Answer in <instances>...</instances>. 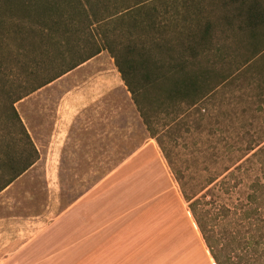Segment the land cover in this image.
I'll list each match as a JSON object with an SVG mask.
<instances>
[{"label":"trees","instance_id":"1","mask_svg":"<svg viewBox=\"0 0 264 264\" xmlns=\"http://www.w3.org/2000/svg\"><path fill=\"white\" fill-rule=\"evenodd\" d=\"M261 27L260 0H0L1 118L16 127L11 140L0 143L6 148L0 150V192L40 158L15 104L103 51L115 59L172 166L160 136L167 124L162 118L177 121L218 96L227 80L216 61L229 47L222 36L253 35ZM259 127H244L243 137L225 140L204 186L183 183L176 173L214 264H264Z\"/></svg>","mask_w":264,"mask_h":264},{"label":"rangeland","instance_id":"2","mask_svg":"<svg viewBox=\"0 0 264 264\" xmlns=\"http://www.w3.org/2000/svg\"><path fill=\"white\" fill-rule=\"evenodd\" d=\"M256 31L222 36L229 47L216 61L227 80L218 96L200 111H184L177 121L162 118L167 124L160 126V136L172 166L107 51L17 102L25 126L44 150L59 122L71 128L62 157L40 163L55 164L59 172L31 171L26 183L34 194L31 201L23 187L12 205L42 212L48 204V179L59 185L55 189L62 204L96 188L92 196L101 197L127 223L111 244L115 253H106L101 264H109V258L111 264H214L176 173L183 175V183L204 186L225 140L243 137L244 127L264 129V27ZM1 106L0 143L10 141L16 130L14 122L1 118ZM259 134L264 138L263 130ZM29 214L34 213L24 215Z\"/></svg>","mask_w":264,"mask_h":264},{"label":"crops","instance_id":"3","mask_svg":"<svg viewBox=\"0 0 264 264\" xmlns=\"http://www.w3.org/2000/svg\"><path fill=\"white\" fill-rule=\"evenodd\" d=\"M70 128V123L59 122L47 150L39 138L30 134L40 158L0 192V264H101L106 253H115L111 244L116 243L127 223L117 217L112 207L105 206L101 197L92 196L96 188L71 204H62L64 200L55 189L59 185L48 179V204L42 212L12 205L19 198L15 192L23 187L25 198L31 201L34 194L26 187L31 171L42 168L45 174L59 172L55 164L40 163L62 157ZM30 212L33 216L24 215ZM108 262L111 264L110 258Z\"/></svg>","mask_w":264,"mask_h":264}]
</instances>
